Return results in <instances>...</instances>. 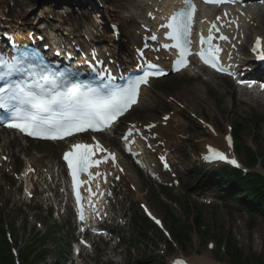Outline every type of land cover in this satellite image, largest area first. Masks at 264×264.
Listing matches in <instances>:
<instances>
[{"label": "snow or ice", "instance_id": "6c2138e0", "mask_svg": "<svg viewBox=\"0 0 264 264\" xmlns=\"http://www.w3.org/2000/svg\"><path fill=\"white\" fill-rule=\"evenodd\" d=\"M203 2L211 5H242V0H203ZM260 2L264 3V0ZM181 3L183 7L173 12L167 18V22L161 25L168 30L167 39L172 42L165 44L164 47L175 49L177 52L174 61L176 71L188 67V57L193 55V17L197 12L194 0H181ZM148 15L155 19L151 12ZM220 19L219 16L216 17L217 21ZM232 24L239 29L238 21H229V25ZM223 27V23L219 27L214 22L211 24L207 37L203 34L200 36V44L208 47H201L196 55L215 71L234 75L229 67H225L220 61V53L224 50L212 44L215 39L230 41V38L221 32ZM213 30L220 35L214 36ZM150 39L156 40L157 36L152 35ZM254 50L257 51L259 58L264 60V41L257 38ZM60 54V52L56 53V55ZM68 55L70 58V54ZM229 59H231L230 54ZM147 68L148 70L142 75L130 80L126 87L114 86V78L110 73L100 71L95 72L93 80L98 82L93 83L79 79L81 75L79 72L60 70L58 65L46 61L39 49L17 46L13 41V54L11 56L0 54V109L5 110L7 127L18 129L36 138L56 140L86 130L101 132L111 127L125 111L138 102L142 85H147L150 78L164 74L156 64L150 63ZM152 127L155 125H149V128ZM135 128L136 126L132 125L123 137L125 141L132 136V129ZM227 139L231 145V137ZM72 147L73 150L66 153L64 159L68 163L73 180L78 184L76 178L79 172L98 167L101 163L99 159L92 160L97 154L96 150L106 153L107 149L98 142L95 144V149L92 145L84 144H75ZM128 150L131 151V148ZM209 151L212 156L208 159L227 160L236 167L240 166L236 160H229L220 151L211 148ZM107 156L113 164H116L114 153L107 152ZM77 199L79 201V193ZM80 219L84 220L83 213ZM156 223L160 224V221L156 220ZM176 264H184V262L177 261Z\"/></svg>", "mask_w": 264, "mask_h": 264}, {"label": "rangeland", "instance_id": "374dc122", "mask_svg": "<svg viewBox=\"0 0 264 264\" xmlns=\"http://www.w3.org/2000/svg\"><path fill=\"white\" fill-rule=\"evenodd\" d=\"M185 78L186 77L180 80L171 81L165 87H163V89L170 88L172 95L177 96L175 98L183 102V105L185 104L187 106L185 107L184 105L186 110L182 111L178 121L173 122V126L176 124L178 125V122L181 123L180 129L177 130L178 133L175 134L176 143L184 150V158L180 157L179 161L188 163L190 165L192 171L188 172V177L192 179V184H195L194 187H196L198 183L193 181V179L195 180L194 171L198 168H196L195 163H197L198 154L203 151V144L207 140L206 136L209 137V135L200 129V125L197 124V122L189 115V113L193 112L195 115L209 121L222 137L225 133H227V126H229V123L233 124L235 121H239L235 118L239 116H245V114H250V111L245 107H237L236 102L231 101L229 98H210L208 93L206 95V90L203 91L204 101H197L195 96L192 95V92H189V87L184 86V82L186 80ZM181 89H185L186 92L178 93V91ZM157 97L160 101H164L161 97ZM157 109L158 113H152L155 114L156 117L153 118L150 115L149 120L158 119L159 115L164 110L159 106H157ZM148 114L151 113H147V115ZM144 117L141 119H144ZM147 118L148 117L146 116L145 119ZM243 119H250V116L244 117ZM261 136V142H258V146L255 143V139L250 136V130L241 136V140L243 143L250 145L254 150L264 154V130L262 131ZM19 148L20 146L13 145L11 152L17 155L18 163H21L22 168H24L26 161L22 160L23 149L20 153L18 151ZM34 151L39 153H51V150H49L48 147L43 146L42 149L39 147L37 149L31 147L27 149V156H29L30 159H34L35 156H37ZM54 157H56L55 154H53V158ZM0 180L3 181L2 185H0V214L3 215L4 220H6L7 223H10L9 216L11 208L8 202L10 203L12 201H16V198L20 197V191L16 189V182L14 180L9 178ZM186 184H188V182ZM144 187L145 189H143L141 192L139 191L138 195L132 197V201L130 203L135 217L141 219L143 216L139 203L147 204L157 216L163 217L164 211L153 202L155 198V196L151 194V188L153 186H151L148 182H145ZM146 190L149 193L147 192L146 194ZM15 191L17 194L15 197H12ZM211 195L214 194L205 196V199H215L207 201L211 202V205L197 203L195 206V208L198 209V212L201 213V232H204V234L207 235V239L203 240L194 236L192 241L184 250L185 255L189 257V260L192 262L201 264H212V262H214L216 264H222L219 262L213 252L208 251L206 245L207 243L215 241L219 237L231 235L234 237L238 247L243 251L244 256L260 258L264 262V245L262 242L264 238V218L256 216L254 217V220H251L249 216L243 211H235V209L232 208L230 204H227L226 206L222 202L218 201V198H212ZM182 199L183 198L181 197L179 200L182 201ZM164 202L166 205H168L165 200ZM15 207L13 209H15ZM171 212L176 216V218H179L181 216L182 209L178 207L173 209ZM141 225L142 224L139 221L137 227L140 228ZM48 226H50V224H48ZM136 232H138V230ZM145 232H147V230H145ZM148 234H153V230H148ZM22 237H24V239H22ZM62 237L63 234H60L59 236L56 235L57 239ZM15 238L17 241H13L15 242L16 247H19L22 250L27 239L20 233L16 234ZM155 238H157V236H154V239L151 238L147 243V247L149 249H147L145 252L142 251L141 246L136 245V253L132 254L128 252V255L122 260V263L117 264H127L129 262L132 264H137L139 262H146L148 258L152 257V253H155ZM196 248L199 249L200 256L195 255L194 250ZM176 252L179 253L178 250H176Z\"/></svg>", "mask_w": 264, "mask_h": 264}, {"label": "bare ground", "instance_id": "6f19581e", "mask_svg": "<svg viewBox=\"0 0 264 264\" xmlns=\"http://www.w3.org/2000/svg\"><path fill=\"white\" fill-rule=\"evenodd\" d=\"M130 1L131 2H130V4L128 6H118L117 7V10H115V9H113V10H114V13H115L114 15H119L122 12L128 14V16H126L127 19H124V21L122 23V24H127L128 23L127 25H122L123 31H124V33L126 35V36H124V38H125V42L124 43L133 46L134 44H136L137 42H139V38L134 33V32H136L138 30V28L135 29L136 28V25H137V21L139 19L146 20V13L149 12V11H153L154 7L156 6V0H130ZM166 7H168V4L164 3V4H162V6H161L160 9H164ZM102 14L104 15V17L111 19V15H109V13L104 12ZM154 14H157V13H154ZM20 17H21V15H20ZM57 18H59V19H57ZM254 18L257 20V17L256 16ZM62 19H63V16L62 15H60L59 17L58 16L56 17V19H55L56 22L55 23L58 24L56 26L51 25V23H49V22H48V24L51 27H53V28L63 29V25H65V24H64V22H63ZM67 20H68V23H71L70 17H68ZM254 22H255V20H254ZM25 24L28 25L29 23H25ZM261 25H262V27H264V23L263 22H261ZM72 27L73 26H71V28L68 27L69 31L71 29V33L69 32V34L71 36L77 34V32H78L77 29L72 28ZM14 29H18V28H14ZM92 31L93 30L89 28V30L87 31L86 35H90V33ZM253 32H260V30H255L254 29ZM69 34L67 36H69ZM111 42H113V40H111ZM117 51H122L121 50V45H114V47L110 50V52L114 56L117 55ZM193 94H194V96H195V98H196L197 101H204V99L202 97H199V96L196 95V94H199V90H197V87H195V89H193ZM262 107L264 108V105H262ZM177 119H178V116L176 114V115H174L173 120L176 121ZM156 132L159 134V136H160L161 139H165L167 141V144L168 143H171V141L174 140L173 134L168 129H163V128L159 127L158 128V131H156ZM218 142H219V144L222 147H224L223 141L218 140ZM214 143H215V140H211V141L208 142L207 145H209V146H215V147H220L218 144L217 145H214ZM9 144H11V142L8 140V138L4 137L2 139V142L0 143V159H2V156H5V153L8 150ZM172 148L173 147H169V150H172ZM177 152H178V150H176L174 153H177ZM7 156L10 159L13 158V160L15 161L14 156H12V155H7ZM173 156L175 157V155H173ZM31 162L29 164L32 165L33 168H35V170H36V176L37 177H42L45 180H47V175L45 176L43 174V169H44L43 165H46L47 166V168H48L47 170L49 171V174H51L50 177H52V179H53V185L55 186V188H53L52 191L54 192L56 198H59L60 197L59 196V193H60V190L62 189V187H61V181H62L61 180V177L64 176L65 173L62 171L58 176H54V170H53V164H52V162L50 160L44 159V157L39 158L38 160L37 159L32 160ZM153 162L154 161L152 159L151 162H148V164H151ZM9 166H11L10 163L3 164V170L5 171L6 169L9 168ZM127 174H128V176L130 178H132L131 184L134 185V183L136 182V178L134 176V170L130 166H127ZM23 179H26V178H23ZM32 181H34L33 178H32ZM49 200L50 199L46 200V202H49ZM61 219L71 225L72 215H71L70 212H67V214L63 218H61ZM95 226H96L97 229L104 228V226H97V225H95ZM195 264H197V263H195Z\"/></svg>", "mask_w": 264, "mask_h": 264}, {"label": "trees", "instance_id": "16d2710c", "mask_svg": "<svg viewBox=\"0 0 264 264\" xmlns=\"http://www.w3.org/2000/svg\"><path fill=\"white\" fill-rule=\"evenodd\" d=\"M251 162H256L255 156L251 155ZM234 181L237 184L238 188L247 190L252 192V196H254V204L257 205L259 208H264V180L261 179V177L258 176L256 182H250L249 180H240L237 176L234 177ZM261 191H260V190ZM263 192V193H260ZM2 232V230L0 229ZM180 238V237H179ZM8 250V249H7ZM1 253V251H0ZM2 258H8V254L6 251L2 252L1 255ZM7 261H10V258L7 259ZM242 263L249 264V260H242ZM256 264H262L259 262H256Z\"/></svg>", "mask_w": 264, "mask_h": 264}]
</instances>
